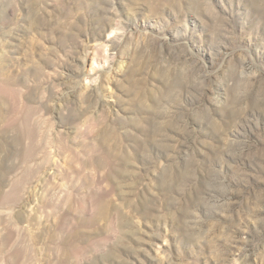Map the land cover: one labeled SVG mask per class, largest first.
Listing matches in <instances>:
<instances>
[{
    "label": "rangeland",
    "instance_id": "374dc122",
    "mask_svg": "<svg viewBox=\"0 0 264 264\" xmlns=\"http://www.w3.org/2000/svg\"><path fill=\"white\" fill-rule=\"evenodd\" d=\"M0 264H264V0H0Z\"/></svg>",
    "mask_w": 264,
    "mask_h": 264
}]
</instances>
